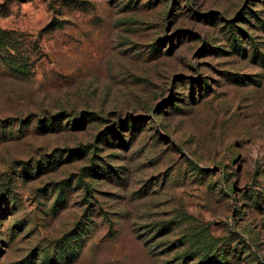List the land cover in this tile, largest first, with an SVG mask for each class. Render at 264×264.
Listing matches in <instances>:
<instances>
[{"label": "rangeland", "instance_id": "1", "mask_svg": "<svg viewBox=\"0 0 264 264\" xmlns=\"http://www.w3.org/2000/svg\"><path fill=\"white\" fill-rule=\"evenodd\" d=\"M0 30V264H264V0H0Z\"/></svg>", "mask_w": 264, "mask_h": 264}, {"label": "trees", "instance_id": "2", "mask_svg": "<svg viewBox=\"0 0 264 264\" xmlns=\"http://www.w3.org/2000/svg\"><path fill=\"white\" fill-rule=\"evenodd\" d=\"M13 42L10 33L0 30V61L8 66L12 72L25 74L27 63H25L23 59L12 54L13 51H16Z\"/></svg>", "mask_w": 264, "mask_h": 264}]
</instances>
